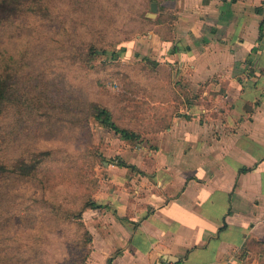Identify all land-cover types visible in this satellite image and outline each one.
Segmentation results:
<instances>
[{"label": "crops", "instance_id": "crops-1", "mask_svg": "<svg viewBox=\"0 0 264 264\" xmlns=\"http://www.w3.org/2000/svg\"><path fill=\"white\" fill-rule=\"evenodd\" d=\"M162 5L172 22L145 42L181 103L116 163L159 189L142 196L132 175L107 196L88 264H264V0Z\"/></svg>", "mask_w": 264, "mask_h": 264}, {"label": "rangeland", "instance_id": "rangeland-1", "mask_svg": "<svg viewBox=\"0 0 264 264\" xmlns=\"http://www.w3.org/2000/svg\"><path fill=\"white\" fill-rule=\"evenodd\" d=\"M167 1L43 0L51 11L47 19L28 15L0 26V71L6 67L37 96L52 97L56 106L41 113L47 103H34L33 110L16 117L8 108L0 116L8 141L0 155L50 149L45 171L62 160L69 167L55 170L52 182L42 170L29 179L0 176V264H88L94 235L101 224H110L107 196L119 187L133 190L132 175L138 177L134 183L140 184L142 196L156 185L140 179L148 171L118 169L116 163L122 143L127 152L138 143L150 146L147 134L168 127L181 103L182 91L172 84L171 72L151 57L145 42L157 23L168 28L172 22L173 15L162 8ZM152 2L157 4L154 16ZM90 43L105 51L86 64ZM75 97L79 104L93 100L105 106L115 123L136 137L122 139L94 123ZM73 112H81L78 122ZM45 197L61 203L60 212L51 214ZM87 199L97 206L80 208Z\"/></svg>", "mask_w": 264, "mask_h": 264}, {"label": "trees", "instance_id": "trees-1", "mask_svg": "<svg viewBox=\"0 0 264 264\" xmlns=\"http://www.w3.org/2000/svg\"><path fill=\"white\" fill-rule=\"evenodd\" d=\"M0 13L6 14L7 17H3L0 14V26L6 24L7 21L12 20L16 22L18 18H25L28 15H33L38 18L47 19L50 16V7L47 3L43 2V0H0ZM11 18H10V17ZM160 22V21H156ZM105 50L97 46L94 43L88 44L87 48V58H85L86 64L89 63V58L97 53H102ZM114 55H118V53H114ZM83 62V60H82ZM53 101V102H52ZM81 108L82 111L86 112V117H91V120L100 125L106 126L113 129L116 133H118L124 139H133L136 137V134L133 131L128 130L127 128L120 127L115 123L113 118L111 117L110 111L101 104L96 101L90 100L88 102H84L79 104L78 98L75 97L74 100ZM38 103V105H42L41 103H47L44 110L41 113H47L49 109H52V112L55 110V102L54 99L48 96L46 99H42L40 95L34 94L33 87H26L16 76L7 70V68H3L0 71V116L6 113V110L12 107V112L16 116L20 113L24 115L27 110H33V104ZM81 111V112H82ZM81 112H73L76 116V121L78 122L80 118ZM0 126V149L4 148V146L8 143L6 139V134L2 132ZM46 131V130H45ZM51 154L50 149H35L31 151L28 155L22 154L20 152L16 156H12L11 158H6L0 155V176L1 175H13L18 178H33L38 173L45 171V161L49 158ZM119 165H124L122 162H117ZM66 163L64 160L58 162V166L56 169L49 168L45 174V179L48 182L55 181L54 171L58 169H68V166H65ZM61 178L65 175H59ZM54 183L48 184L47 187L53 188ZM44 202L50 208L51 214H55L60 212L61 203H55V199L52 197H45ZM97 204L92 200H85L80 208L86 207H96ZM65 213H68L65 210Z\"/></svg>", "mask_w": 264, "mask_h": 264}, {"label": "water", "instance_id": "water-1", "mask_svg": "<svg viewBox=\"0 0 264 264\" xmlns=\"http://www.w3.org/2000/svg\"><path fill=\"white\" fill-rule=\"evenodd\" d=\"M150 15L151 16H154L156 14V10H157V4L156 2H152L151 5H150Z\"/></svg>", "mask_w": 264, "mask_h": 264}]
</instances>
